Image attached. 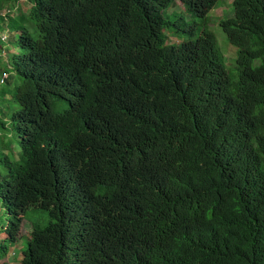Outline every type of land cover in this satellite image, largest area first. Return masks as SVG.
<instances>
[{
	"label": "trees",
	"instance_id": "1",
	"mask_svg": "<svg viewBox=\"0 0 264 264\" xmlns=\"http://www.w3.org/2000/svg\"><path fill=\"white\" fill-rule=\"evenodd\" d=\"M217 1L180 0L188 20L173 0H28L0 15L20 32L6 49L21 106L19 155L0 160V257L40 206L49 221L22 264H264V0H233L219 21L237 78L208 26ZM195 27L168 43L164 28Z\"/></svg>",
	"mask_w": 264,
	"mask_h": 264
},
{
	"label": "rangeland",
	"instance_id": "2",
	"mask_svg": "<svg viewBox=\"0 0 264 264\" xmlns=\"http://www.w3.org/2000/svg\"><path fill=\"white\" fill-rule=\"evenodd\" d=\"M13 0H5V3H11ZM28 0H18L14 3V10L13 15H17L19 12L27 13L28 11ZM2 11V10H1ZM172 11L179 12L178 14H182L185 19H190L189 15L186 14V12L183 10V5L180 2V0H173L169 12ZM234 9H233V0H219L217 1V5L210 11V22L208 23L209 28L213 31V33L216 36L217 40V47L221 50V55L226 61V64L230 70V73L234 77H238V64H237V52L238 48L234 46L228 39L227 34L224 32L222 27L219 25V21L221 18L230 17L234 15ZM171 28H175V26L172 24ZM3 28L0 29V32H3L4 37L9 36V38L13 39V42L7 41L5 44L7 45V48L11 46V44L14 46L18 32L14 31H8L3 30ZM165 33L168 36V43H172L174 41H179L180 39L188 40V39H194L198 33H199V27H195L194 33L189 35L187 33H182L180 35H176L178 38L172 36V33L167 29ZM180 38V39H179ZM1 44V42H0ZM9 52H7V49L3 52L2 57H0V76L2 70H7L5 59L9 58ZM0 56H1V49H0ZM257 59L256 61H258ZM8 71V70H7ZM15 74L10 71L8 78L5 82H0V138L4 139L2 141H5L6 149H2L0 147V154L1 151L8 152L9 156L12 158H17L20 151V145L18 142V137L14 133L12 129L11 119L10 115L12 112L17 111L20 109L19 103L13 98L14 94V87L16 84L15 81ZM3 92H5L3 96ZM12 97L11 100L7 101L9 99V95ZM68 104L66 102V99H54L52 104V111L53 112H62L67 108ZM1 122L4 123V125L1 124ZM3 147V145H2ZM5 172V167L0 161V177H2L3 173ZM23 212V224L21 225V231L18 236V238L14 241L8 244V249L6 255L3 257H0V263H3L4 261L8 262L9 264H22L20 262V258L22 256V251L24 248H26L28 240H30L31 237V231L32 228L35 226L43 227L48 224L49 218L47 214V210L40 206H30L24 209ZM7 219V215L5 212V209L1 206L0 202V245L3 243L5 239V235L2 231V225L5 223Z\"/></svg>",
	"mask_w": 264,
	"mask_h": 264
},
{
	"label": "clouds",
	"instance_id": "3",
	"mask_svg": "<svg viewBox=\"0 0 264 264\" xmlns=\"http://www.w3.org/2000/svg\"><path fill=\"white\" fill-rule=\"evenodd\" d=\"M15 3V2H14ZM15 7H18V6H15ZM14 6H13V10H14V8H15ZM28 12V11H27ZM10 14L11 16L13 15V11H10V8L9 7H5L4 9H2V11L0 10V15L1 16H4V18H6L7 17V14ZM3 30H8L9 31V29L8 28H3L1 31H3ZM166 31V30H165ZM10 32V31H9ZM14 32H18V35H19V31H14ZM172 33V32H171ZM17 35V36H18ZM167 35V34H166ZM172 36H174L173 34H172ZM174 37H176V36H174ZM8 38H9V36H6V37H4V34H3V32H0V41L2 42V43H4L2 46H1V58H3L2 57V54H3V52L6 50V48H7V45L5 44V42L7 41V43H8ZM176 38H178V37H176ZM180 39V38H179ZM167 41H168V36H167ZM179 42H181V39L179 40V41H174V42H172L171 44H177V43H179ZM9 50L10 51H13L14 50V46L11 44V46L9 47ZM9 60H10V58H7V59H5L4 61H5V63H6V67H7V70H2L1 71V76H0V82H5L6 81V79L8 78V76H9V73H10V71L11 72H13L14 73V71H13V68H12V66L10 65V63H9ZM5 94H3V96H4ZM7 95H9V99L7 100V101H9V100H11L12 99V97L10 96V94H7ZM14 99H15V97H14ZM54 99H58V100H60V99H66V98H61V97H56V96H52V98H51V102H52V104H53V101H54ZM16 100V99H15ZM17 101V100H16ZM66 102H67V104H68V101H67V99H66ZM20 105V104H19ZM20 108H21V106H20ZM18 111V110H17ZM14 112H16V111H14ZM13 112V113H14ZM16 136L18 137V135L16 134ZM2 140H4V139H1L0 138V147L2 148V149H6V142L5 141H2ZM2 145H3V147H2ZM20 145V144H19ZM8 146V145H7ZM6 153H8V152H4V151H1V154H0V160H1V158L6 154ZM16 156H18V153H17V155ZM24 221V220H23ZM23 221H22V223H21V225L23 224Z\"/></svg>",
	"mask_w": 264,
	"mask_h": 264
}]
</instances>
